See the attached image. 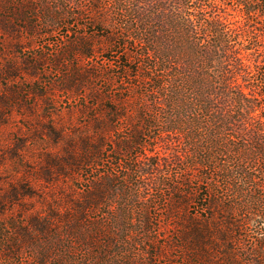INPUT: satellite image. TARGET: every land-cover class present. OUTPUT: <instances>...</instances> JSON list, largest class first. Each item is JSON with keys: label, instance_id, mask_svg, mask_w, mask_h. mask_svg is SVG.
<instances>
[{"label": "rangeland", "instance_id": "rangeland-1", "mask_svg": "<svg viewBox=\"0 0 264 264\" xmlns=\"http://www.w3.org/2000/svg\"><path fill=\"white\" fill-rule=\"evenodd\" d=\"M226 2L229 17L242 16L236 0ZM93 4L0 0V198L28 193L3 206L0 225L16 220L21 232L8 229L0 238V264H264L262 52L249 51L250 73L237 75L262 87L252 102L262 108L209 117L184 109L182 133L169 132L171 112L136 77L138 64L126 63L136 73L120 69V0H102L101 14ZM256 21L235 25L250 48L264 39V23ZM86 71L93 73L89 90H64L66 79ZM103 120L115 128L100 157L81 173L67 166L69 176L61 174L62 160L81 153L68 146L89 137L99 144ZM133 131L141 132L140 144L123 155ZM107 178L115 182L106 206L89 215L108 227V237L92 248L74 246L62 232L35 250L23 245L34 217L62 213L67 197L81 198ZM14 239L23 247L11 259L6 246Z\"/></svg>", "mask_w": 264, "mask_h": 264}, {"label": "trees", "instance_id": "trees-1", "mask_svg": "<svg viewBox=\"0 0 264 264\" xmlns=\"http://www.w3.org/2000/svg\"><path fill=\"white\" fill-rule=\"evenodd\" d=\"M87 1L94 2V10L101 14L102 0ZM234 4L236 7L232 6L242 16L229 17L226 0H120V48L126 49L120 57V69L122 72L136 73L135 65L126 63L130 61L138 64L140 71L136 69L139 73L136 77L143 81L146 88L151 89L158 108L171 112L168 114L170 121L166 123L172 126L169 132L182 133L180 120L181 111L184 109H200L209 117L216 111L228 108H247L248 113L254 108H262L252 103L258 101V91L262 87L255 83L245 85L243 81L246 82V73H250L245 60L254 55L248 52L260 51L264 57V39L259 37L256 45L250 48L239 39V30L235 25L241 21L245 24L258 22L257 19L263 24L264 0H236ZM3 28L15 36L16 31L12 27L3 25ZM240 72H245V75H241V80L237 78ZM6 73L12 74L10 71ZM92 75L91 71L78 72L72 79L65 80L63 88L73 94H78L83 89L89 90V77ZM263 109L264 107L260 110ZM112 112L117 114L115 119L123 116L116 108ZM262 117L264 118V111ZM113 128L115 127L111 123L104 120L97 124L96 129L103 132V137L97 142L99 144H95L92 137L84 139V134H76L82 139L73 146H67L79 148L81 153L78 157L69 153L70 157L62 160L59 165L61 174L69 176L67 166L74 173H81L85 167L92 166L95 159L100 157L107 142L106 137ZM139 135L141 132L132 133L130 141L125 145V151L122 148L121 154L129 152L134 141L139 142ZM68 150L65 148V153L70 152ZM118 151L120 153V146ZM114 182L107 178L81 198L67 197L68 202L62 203L65 208L62 213L51 211L46 217H34L22 231L25 234L23 245L27 243L26 245L35 250L38 244H51L52 239L58 234L61 235V232V236L67 241L71 240L76 247L92 248L99 244L101 238L108 237V227L100 220L91 221L89 214L97 207L106 206L105 202ZM26 196L28 193L14 189L12 194L0 198V214L6 209L3 206L16 204L20 197ZM176 209L174 207L172 210ZM58 224L61 225L60 228ZM8 229L21 232L19 223L14 220L0 225V238H7ZM8 242L6 250L12 259L20 254L23 245H20L18 239ZM102 245L103 243L99 246ZM61 246L69 247L66 244ZM45 260L41 258L43 264Z\"/></svg>", "mask_w": 264, "mask_h": 264}]
</instances>
